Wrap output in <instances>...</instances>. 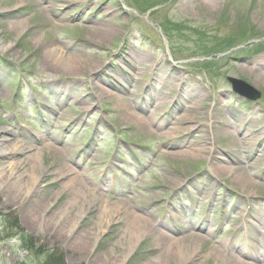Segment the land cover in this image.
I'll return each mask as SVG.
<instances>
[{"label":"rangeland","instance_id":"374dc122","mask_svg":"<svg viewBox=\"0 0 264 264\" xmlns=\"http://www.w3.org/2000/svg\"><path fill=\"white\" fill-rule=\"evenodd\" d=\"M20 143L0 230L66 264H264V0H0V148Z\"/></svg>","mask_w":264,"mask_h":264},{"label":"trees","instance_id":"16d2710c","mask_svg":"<svg viewBox=\"0 0 264 264\" xmlns=\"http://www.w3.org/2000/svg\"><path fill=\"white\" fill-rule=\"evenodd\" d=\"M7 218L6 216L3 221V229L0 230V235H4L0 241L9 240L7 238L13 236L17 239L16 245H10L11 250L19 251L20 261L16 264H66L65 257L59 250L38 246L35 239L19 227L17 221H13L12 225L10 219L6 221ZM12 228L17 230L15 234L12 232Z\"/></svg>","mask_w":264,"mask_h":264},{"label":"bare ground","instance_id":"6f19581e","mask_svg":"<svg viewBox=\"0 0 264 264\" xmlns=\"http://www.w3.org/2000/svg\"><path fill=\"white\" fill-rule=\"evenodd\" d=\"M133 117H134V119H135V121H137V120H140V119H138L137 118V116H136V114H134L133 115ZM167 133H169V134H171V135H173L174 134V128H171V129H169V131L167 132ZM25 151V149H24V146H22V144L20 143V144H15V145H13L12 147H9V148H6V149H3V148H0V156H7V157H9V156H12L13 154H16L17 152H21V153H23ZM15 166H18V164H14ZM75 184V186H73V191H74V193L76 194V196H81V193H82V191H81V189L83 188L82 187V184L81 183H78V184H76V183H74ZM92 196L91 195H89V197H87L86 198V202H87V205H90L91 203H92ZM80 200L79 199H77L76 198V200H74V202H73V204H76L77 202H79ZM43 203V202H42ZM108 222H109V220H108ZM134 225V227L136 228L135 230H137L136 232L137 233H141L140 231H144V229L146 228V226L148 225V222L147 221H144L143 219H137V218H135V223L133 224ZM63 226H68L67 225V223H60L58 226L54 223V224H52L50 227H49V229L50 230H52V229H56V230H59V232H63V229H65ZM148 227V226H147ZM72 235V234H71ZM71 235H69V237L71 236ZM54 236V235H53ZM192 237V239H193V241L196 243V242H201V241H203V237L201 236V235H199V234H195V235H192L191 236ZM65 238V237H64ZM64 238H62V240L63 241H65L66 240V238L64 239ZM59 239V238H58ZM57 239V237H56V239H54L55 241H57L58 240ZM69 239V238H68ZM67 239V240H68ZM162 239H163V241L164 240H171V241H174L172 238H170L169 236H162ZM60 240V239H59ZM165 242V241H164ZM66 243V242H65ZM78 245V244H77ZM80 245H81V243H80ZM80 245H78V246H80ZM81 247V246H80ZM173 250V248H171V245L170 244H168V242H167V245H166V247H165V253L166 252H168V254H172L174 251H172ZM211 253H213V255L215 256V257H217V258H219V257H222V255H221V253H220V251H218V250H215V251H212ZM210 253V254H211ZM180 254H182V255H184L185 253L183 252V251H181V253ZM234 264H252V263H243V262H238V261H234Z\"/></svg>","mask_w":264,"mask_h":264},{"label":"water","instance_id":"95a60500","mask_svg":"<svg viewBox=\"0 0 264 264\" xmlns=\"http://www.w3.org/2000/svg\"><path fill=\"white\" fill-rule=\"evenodd\" d=\"M230 81L233 84L234 90L241 95H245L253 100H256L260 97V93L247 83L233 78H231Z\"/></svg>","mask_w":264,"mask_h":264}]
</instances>
